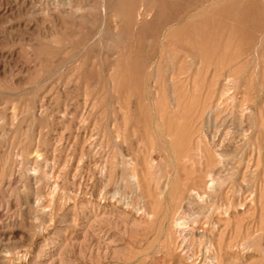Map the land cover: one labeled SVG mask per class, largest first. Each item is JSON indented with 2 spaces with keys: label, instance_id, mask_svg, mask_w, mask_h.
I'll list each match as a JSON object with an SVG mask.
<instances>
[{
  "label": "rangeland",
  "instance_id": "1",
  "mask_svg": "<svg viewBox=\"0 0 264 264\" xmlns=\"http://www.w3.org/2000/svg\"><path fill=\"white\" fill-rule=\"evenodd\" d=\"M0 264H264V0H0Z\"/></svg>",
  "mask_w": 264,
  "mask_h": 264
},
{
  "label": "bare ground",
  "instance_id": "2",
  "mask_svg": "<svg viewBox=\"0 0 264 264\" xmlns=\"http://www.w3.org/2000/svg\"><path fill=\"white\" fill-rule=\"evenodd\" d=\"M104 21V20H103ZM223 90H224V88H223ZM221 95H225V92L224 91H222L221 93H220ZM39 112V111H38ZM208 177H212V175L211 174H208L207 175ZM210 181H212V179H210ZM237 205H239V204H237Z\"/></svg>",
  "mask_w": 264,
  "mask_h": 264
}]
</instances>
